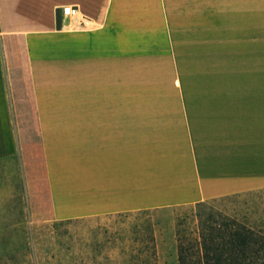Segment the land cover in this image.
<instances>
[{
	"label": "crops",
	"instance_id": "obj_1",
	"mask_svg": "<svg viewBox=\"0 0 264 264\" xmlns=\"http://www.w3.org/2000/svg\"><path fill=\"white\" fill-rule=\"evenodd\" d=\"M161 45L264 62V0H0V162L17 165L31 223L264 189V73L217 102H96L98 56Z\"/></svg>",
	"mask_w": 264,
	"mask_h": 264
},
{
	"label": "rangeland",
	"instance_id": "obj_2",
	"mask_svg": "<svg viewBox=\"0 0 264 264\" xmlns=\"http://www.w3.org/2000/svg\"><path fill=\"white\" fill-rule=\"evenodd\" d=\"M169 34L161 32L163 44L172 38ZM174 35L179 39L195 34L178 31ZM123 50L121 54L114 47L112 55L106 56L108 61L98 56L97 103L217 102L219 88L258 85L256 72L264 73V62H249L246 48L161 45L124 46ZM240 194L208 207L239 221L264 222V189ZM195 205L139 216L140 222L151 220L157 264H179L177 228L182 225L189 234H198L200 209ZM127 224L124 218L108 216L31 223L17 165L0 162V264H122L124 243L114 237L119 238L117 233L123 234Z\"/></svg>",
	"mask_w": 264,
	"mask_h": 264
},
{
	"label": "trees",
	"instance_id": "obj_3",
	"mask_svg": "<svg viewBox=\"0 0 264 264\" xmlns=\"http://www.w3.org/2000/svg\"><path fill=\"white\" fill-rule=\"evenodd\" d=\"M239 196L242 194L195 205L200 209L198 234H189L182 225L177 228L179 264H264V222L251 224L249 221H239L210 209V203ZM148 212H127L108 216L124 218V223L128 221L122 230L123 234L117 233L119 238L114 237L124 243L120 247L122 264H157L151 220L147 217L140 222L139 217L148 215ZM131 218L134 221H129Z\"/></svg>",
	"mask_w": 264,
	"mask_h": 264
},
{
	"label": "built area",
	"instance_id": "obj_4",
	"mask_svg": "<svg viewBox=\"0 0 264 264\" xmlns=\"http://www.w3.org/2000/svg\"><path fill=\"white\" fill-rule=\"evenodd\" d=\"M64 14L68 17H76L79 13L78 10L72 6L64 8Z\"/></svg>",
	"mask_w": 264,
	"mask_h": 264
}]
</instances>
